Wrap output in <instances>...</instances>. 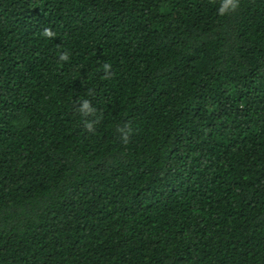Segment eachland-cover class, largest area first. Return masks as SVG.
<instances>
[{
	"label": "trees",
	"instance_id": "trees-1",
	"mask_svg": "<svg viewBox=\"0 0 264 264\" xmlns=\"http://www.w3.org/2000/svg\"><path fill=\"white\" fill-rule=\"evenodd\" d=\"M222 2L0 0V264H264V0Z\"/></svg>",
	"mask_w": 264,
	"mask_h": 264
},
{
	"label": "clouds",
	"instance_id": "clouds-1",
	"mask_svg": "<svg viewBox=\"0 0 264 264\" xmlns=\"http://www.w3.org/2000/svg\"><path fill=\"white\" fill-rule=\"evenodd\" d=\"M239 6V0H223L220 8L218 9V12L220 15H225L227 13L233 12L235 11ZM46 36H52V33L50 31H46L45 32ZM68 56L67 53H65L63 56H61V60H67ZM110 66L109 65H105V71L108 70ZM82 112H88L91 111L89 103L87 101L83 102L82 108H81ZM86 127L91 129L92 125L91 123H87Z\"/></svg>",
	"mask_w": 264,
	"mask_h": 264
}]
</instances>
